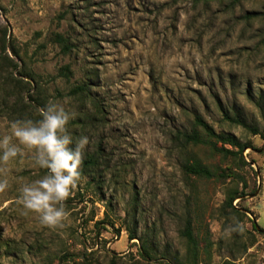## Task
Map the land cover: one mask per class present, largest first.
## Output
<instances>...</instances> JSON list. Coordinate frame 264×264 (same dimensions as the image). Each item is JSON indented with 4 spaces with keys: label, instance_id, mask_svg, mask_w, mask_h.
Masks as SVG:
<instances>
[{
    "label": "rangeland",
    "instance_id": "obj_1",
    "mask_svg": "<svg viewBox=\"0 0 264 264\" xmlns=\"http://www.w3.org/2000/svg\"><path fill=\"white\" fill-rule=\"evenodd\" d=\"M66 66L68 78L59 74ZM81 85L91 100L71 95ZM50 101L73 114L75 138L88 136L83 160L100 147L109 165L95 181L80 178L64 227L50 229L18 204L21 187L46 171L28 150L0 162L9 181L0 264L185 261L186 219L197 264H264V0H0V137ZM195 116L249 144V166L207 146L182 148L177 135L192 131ZM195 164L209 175L187 173ZM236 189L241 215L225 206ZM143 241L150 261L139 256Z\"/></svg>",
    "mask_w": 264,
    "mask_h": 264
},
{
    "label": "clouds",
    "instance_id": "obj_2",
    "mask_svg": "<svg viewBox=\"0 0 264 264\" xmlns=\"http://www.w3.org/2000/svg\"><path fill=\"white\" fill-rule=\"evenodd\" d=\"M73 114L55 101L39 110V118L16 119L10 123L9 134L0 137V162L8 163L23 155L33 154L34 165L46 170L41 178L25 183L18 204L23 214H35L41 226L64 227L70 213L65 202L81 178L83 153L88 136L74 137L69 129ZM9 181L0 179V193Z\"/></svg>",
    "mask_w": 264,
    "mask_h": 264
},
{
    "label": "trees",
    "instance_id": "obj_3",
    "mask_svg": "<svg viewBox=\"0 0 264 264\" xmlns=\"http://www.w3.org/2000/svg\"><path fill=\"white\" fill-rule=\"evenodd\" d=\"M241 0H231L232 3H239ZM258 14H246L245 19L247 18H254ZM54 42L61 47V51L63 53L69 52L70 47L68 41L62 37L61 35H55ZM61 76L68 78L70 76L69 68L63 67L59 71ZM26 83V82H23ZM71 95L79 96L82 100L89 99L91 100L90 90L86 85L76 86L70 91ZM32 99V98H31ZM94 107L96 113H100V109L94 103ZM225 120L230 122L231 124H236L239 126L247 127V125L240 120L238 117L231 118L227 114H224ZM252 132L254 135H257L259 132L254 128ZM177 141L182 145V148L186 149L187 146L197 147V146H207L210 147L213 151L217 152L225 159H232L234 161L238 160V166H249V164L243 158V152L245 149L249 148V144L241 143L234 135L229 133H215L212 127L206 123L200 116H195L194 124L192 131L189 133H178ZM264 139V136H263ZM222 144L221 147H218V144ZM231 147V150L226 149L225 147ZM105 151L102 148H98L95 152L86 156L83 160L80 172L81 177H88L91 181H95V176L98 173H102V169L104 167H108L109 162L104 155ZM187 173H191L197 176H205L209 175L208 172L204 167L201 165H188L185 166ZM46 171V170H45ZM244 196V192H239L238 189L231 190L228 194L227 201L225 206L232 210L236 215H241L237 209H235L232 205L233 201L239 199L240 197ZM135 209L133 210V218L135 215ZM129 212H127V216H129ZM256 230V227L254 226ZM257 231V230H256ZM181 236L186 240L187 245V257L185 261H181L177 255H173L171 258L165 259L166 264H197V242L193 236L192 225L189 219H186L184 222V228L181 232ZM129 241H133L137 239L136 230L135 228L129 232L128 235ZM151 251L147 246V242H141L139 247V256L144 259L145 261H150L152 259ZM89 256H85V260L83 264H92L88 261ZM110 264H115L114 260L111 261Z\"/></svg>",
    "mask_w": 264,
    "mask_h": 264
}]
</instances>
